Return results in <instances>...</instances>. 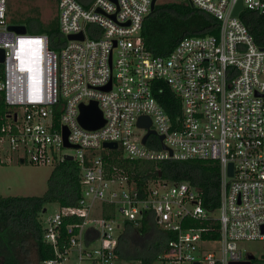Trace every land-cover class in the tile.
Instances as JSON below:
<instances>
[{
	"label": "built area",
	"instance_id": "obj_1",
	"mask_svg": "<svg viewBox=\"0 0 264 264\" xmlns=\"http://www.w3.org/2000/svg\"><path fill=\"white\" fill-rule=\"evenodd\" d=\"M181 1L213 15L219 33L185 37L169 55L155 56L141 37L153 0H96L90 8L58 0L65 41L56 52L47 35L10 30L7 0H0V93L8 107L0 117V166H55L68 156L67 129L82 172L78 204L44 222L54 257L43 264H67L72 254L73 264H117L126 222L140 227L148 213L172 234L153 264H239L252 254L241 244L264 242V46L241 19L245 10L264 15V0ZM240 1L243 9L234 15ZM80 34L83 40L69 39ZM158 81L181 100L175 119L154 95ZM93 102L105 124L88 130L80 124V107ZM143 116L156 132L145 144L148 130L137 125ZM106 143L137 161L216 162L218 208L208 210L200 190L187 182L138 188L127 176L108 175L99 155L111 150Z\"/></svg>",
	"mask_w": 264,
	"mask_h": 264
},
{
	"label": "trees",
	"instance_id": "obj_2",
	"mask_svg": "<svg viewBox=\"0 0 264 264\" xmlns=\"http://www.w3.org/2000/svg\"><path fill=\"white\" fill-rule=\"evenodd\" d=\"M77 1L85 8H90L96 0ZM29 12L25 17L12 18L9 23L25 26L29 35H47L50 49L59 51L65 40L60 33L58 18L45 23L38 9ZM241 19L256 43L264 46V15L245 10ZM219 30L220 24L213 15L188 1L173 0L156 5L155 10L145 19L141 37L153 55L167 56L183 38L217 35ZM3 75L4 67L0 65V77ZM154 95L172 119L180 114L181 100L164 81L156 82ZM7 111L4 96L0 93V117ZM99 155L104 160L108 175L127 176L138 188L159 180L187 182L200 190L208 210H216L220 204L221 170L216 162L137 161L126 158L121 149L105 150ZM81 176L77 162L65 158L56 163L44 196H0V264H31L33 252L37 255L38 264L54 257L52 247L44 241L43 216L49 204H58L60 207L78 204L83 190ZM111 214H115L114 210ZM111 214L107 213L108 216ZM171 239L172 234L159 228L154 215L148 213L140 227L126 222L119 238V260L129 264L137 261L153 264ZM253 264H264V257L255 259Z\"/></svg>",
	"mask_w": 264,
	"mask_h": 264
},
{
	"label": "rangeland",
	"instance_id": "obj_3",
	"mask_svg": "<svg viewBox=\"0 0 264 264\" xmlns=\"http://www.w3.org/2000/svg\"><path fill=\"white\" fill-rule=\"evenodd\" d=\"M173 0H159L158 3H167ZM9 11V21L16 17L17 19L29 15L31 9H38L41 20L45 23L50 22L57 17L56 0H7ZM143 135L142 131L138 132ZM68 156L76 154L75 149H66L64 151ZM54 165L37 166L29 162H14L0 166V196H23V197H42L46 194L49 187V179L54 170ZM58 204L47 205V213L43 216V221L53 217L60 211ZM241 248L252 253L256 259L264 257V242L252 241L241 244ZM31 264H38L35 252L30 257ZM76 255H71V261L67 264H73ZM117 264H126L118 261Z\"/></svg>",
	"mask_w": 264,
	"mask_h": 264
},
{
	"label": "water",
	"instance_id": "obj_4",
	"mask_svg": "<svg viewBox=\"0 0 264 264\" xmlns=\"http://www.w3.org/2000/svg\"><path fill=\"white\" fill-rule=\"evenodd\" d=\"M112 1L117 3V0H112ZM156 5H157V0H153L152 6H151V12H153L155 10ZM242 9H243V3L240 1L237 5L235 11H234V15H238ZM10 30L15 31L21 35L27 34V29L25 26H11ZM83 38L84 37L82 34L69 37L70 40H74V39L83 40ZM4 58H5V51L3 49H1L0 50V63L4 62ZM110 89H111V84L107 88H104V90H106V91H108ZM80 109H81V114L79 116V121H80V124L84 128H86L88 130H96V129H99V128L104 126L105 121L103 119V115H102L97 103L93 102L88 106L81 105ZM137 125L139 128H145L148 130V133L146 134V136L143 139V144L146 143V141L150 135L156 134L155 131L151 130L152 122H151V119L147 116L141 117L138 120ZM63 135H64V146H65V148H67V149L75 148L72 145H70L68 142L67 138H68L69 132L67 131V129L63 130ZM164 138H165L164 136H161L160 140L163 142ZM104 147L111 149V150H117L118 149V145L116 143H106L104 145ZM163 148L166 149L165 145H163ZM67 158L69 160H74L73 156H67ZM232 172H233V165H230V175L233 174ZM255 259H256L255 256L250 254L247 256V259L245 261H243L242 263H239V264H252V262ZM232 264H238V263H232Z\"/></svg>",
	"mask_w": 264,
	"mask_h": 264
},
{
	"label": "bare ground",
	"instance_id": "obj_5",
	"mask_svg": "<svg viewBox=\"0 0 264 264\" xmlns=\"http://www.w3.org/2000/svg\"><path fill=\"white\" fill-rule=\"evenodd\" d=\"M25 43V42H24ZM23 45V44H22ZM22 49H25L24 48V46H22L21 47ZM21 53L24 55V54H26L25 52H23V50L21 51ZM34 55H36L35 53H34ZM29 60H30V58L29 59H26V61H27V63L29 62ZM22 62H23V60H22ZM25 62V61H24ZM31 66V65H30ZM30 66H29V68H30Z\"/></svg>",
	"mask_w": 264,
	"mask_h": 264
},
{
	"label": "flooded vegetation",
	"instance_id": "obj_6",
	"mask_svg": "<svg viewBox=\"0 0 264 264\" xmlns=\"http://www.w3.org/2000/svg\"><path fill=\"white\" fill-rule=\"evenodd\" d=\"M247 259V258H246ZM252 264H253V262H252Z\"/></svg>",
	"mask_w": 264,
	"mask_h": 264
},
{
	"label": "crops",
	"instance_id": "obj_7",
	"mask_svg": "<svg viewBox=\"0 0 264 264\" xmlns=\"http://www.w3.org/2000/svg\"><path fill=\"white\" fill-rule=\"evenodd\" d=\"M13 26V25H12Z\"/></svg>",
	"mask_w": 264,
	"mask_h": 264
}]
</instances>
